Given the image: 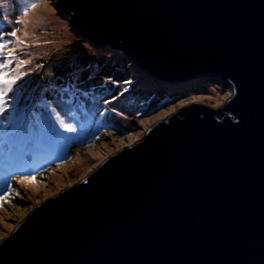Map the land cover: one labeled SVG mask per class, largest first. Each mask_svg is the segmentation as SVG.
<instances>
[{"label": "water", "instance_id": "1", "mask_svg": "<svg viewBox=\"0 0 264 264\" xmlns=\"http://www.w3.org/2000/svg\"><path fill=\"white\" fill-rule=\"evenodd\" d=\"M156 76L215 75L88 177L37 206L0 264H264V0H60Z\"/></svg>", "mask_w": 264, "mask_h": 264}, {"label": "rangeland", "instance_id": "2", "mask_svg": "<svg viewBox=\"0 0 264 264\" xmlns=\"http://www.w3.org/2000/svg\"><path fill=\"white\" fill-rule=\"evenodd\" d=\"M38 2L45 3L53 17L65 24L61 28L67 29L73 40L63 48H53L46 54H34L31 62H37L38 67L33 76L39 82H32L25 75L18 81V86L22 85L20 91L9 94L5 104L7 110L0 114V144L3 142L1 140L19 139L20 133L26 134L29 128L31 133L28 142L32 141L29 145L32 152L40 147L38 145L42 144L43 148L47 140L50 144L54 142L51 147L55 149L53 137L61 128L52 109L60 111L61 118L62 113L67 114L58 106L59 102L73 100L75 103L70 108L75 116L80 117L84 112L85 117L81 119L90 121L85 127L88 131L84 132L83 138L71 143L65 154L59 153L55 157L54 151L49 156L54 159L48 160L43 166L12 175L13 186H10L15 191L0 206V244L37 206L88 177L111 154L141 138L155 121L188 101L199 100L209 106H218L232 94L231 87L215 75H201L186 82L177 80V83L162 80L133 61L132 55L126 53L120 44L114 41L97 42L86 37L77 29L70 14L63 11L60 0ZM23 7V0H0V31L7 32L16 27L15 21ZM55 27L47 22L38 27L37 34L42 33L48 39L43 44L54 42L50 36L55 32ZM29 44L31 46L23 49L21 58L26 59L33 53L35 46L32 45L35 43L29 40ZM28 65L22 69L26 73L30 70ZM140 78L148 81L146 83L149 85H144ZM208 80H212L215 85L211 86ZM106 92L110 93L105 95ZM70 93L74 98H69ZM87 97L88 101L83 103ZM45 102L48 114L35 116L45 111L39 110V104L44 105ZM106 108L124 114L126 124L124 121L113 123L110 115L108 118L99 117ZM21 111L23 117L19 114ZM65 121L75 123L70 119ZM51 125L54 127L50 128ZM12 146L13 143H9L11 153ZM0 163L5 165L2 157ZM56 169L59 171L56 172ZM36 173L33 181L39 182V185L33 182L27 184ZM21 177L26 178L22 184L18 182ZM17 192L20 198L15 196Z\"/></svg>", "mask_w": 264, "mask_h": 264}, {"label": "bare ground", "instance_id": "3", "mask_svg": "<svg viewBox=\"0 0 264 264\" xmlns=\"http://www.w3.org/2000/svg\"><path fill=\"white\" fill-rule=\"evenodd\" d=\"M63 11H65V10L63 9ZM69 16L71 17V20H72V16L71 15H69ZM26 19L29 21V23L27 25L28 31L30 32L29 40H31L33 43H35V45H32V46H35L34 50L32 49L33 53H31V55L26 57V59L32 60L34 54H38V55L39 54H46L53 48H57V47L63 48L64 46H68L69 42L73 40L71 35L68 33V30L61 28V26H65V24L62 23L61 21H58L57 19H55L53 17V13L51 12V10L48 8V6L45 3H39V7L35 11L31 12L29 14V17ZM38 19L41 21L39 24L36 23ZM46 22L49 23L50 25L56 26L55 32L54 33L52 32L51 36H50L54 40V42H52V43L46 42V44H43L42 42L46 41L48 39L47 38L45 39L42 36V33H41V35H39L37 33H38V27L40 25H42L43 23H46ZM77 29L80 30L78 27H77ZM24 30H25L24 27H22L21 33H20L21 35H22ZM80 31H81V33L84 34V32H82V30H80ZM84 35L86 36V34H84ZM86 37H88V36H86ZM132 59H133V61L137 62V60L133 56H132ZM137 64H138V62H137ZM36 65H37V62H33V63L31 62L28 65V66H30V70L27 72V75L32 82L38 83L39 80L33 76V73L37 70L36 68L38 67ZM140 79L143 80V83H145L144 85H146V86L149 85L146 83L148 81H146L143 78H140ZM150 81H151V83L154 82L152 80H150ZM184 82H186V81H184ZM156 84H158V83H156ZM158 85L161 86V84H158ZM108 93H110V92H106L105 95H107ZM69 98H74V95L72 93H70ZM88 99L89 98L87 97L85 99V102H83V103H86L88 101ZM74 103L75 102L73 100L64 101L65 106H68V107L74 105ZM78 105L82 106V104H78ZM39 107H40L39 108L40 111H43V110H45V111L38 113V114H34L35 116L36 115L37 116L38 115L44 116V115L48 114V111L46 110V102L44 105L39 104ZM106 110H109V109L106 108L104 111H106ZM104 111L102 112L101 116H99V117L108 118V116L110 115V119L113 121V123L119 122V121H124V123H125L127 121V119L123 120L126 118V116L124 114L118 112L117 110H114V111L109 110L106 112H104ZM20 113H21L20 116L23 117L22 116L23 111L19 112V114ZM62 115H63L62 116L63 119L65 117V119H67V120L68 119L73 120L72 117L67 115V114L62 113ZM90 115L93 116L92 113H90ZM79 116L80 117L75 116V120H73L75 122V123H73V126L76 128V132L66 133V132H64L63 129H60V130H58L59 133L55 134L54 139L56 142V147H55L54 151L56 152V155H58L59 153L65 154L66 149L71 145V143L80 141L84 136V132L86 133V131H88L85 127H87L89 125L90 120L81 119V118L85 117L84 114L79 115ZM78 118H80V119H78ZM85 121H87V122H85ZM30 133H31V130H28L26 132V134L20 133L19 139H23V140L22 141L17 140V141L13 142L12 147L14 148V150L21 153V156L13 164H11V163H8V164L9 165H21V166H19V167H15V166L8 167L9 170H8V172L4 173L3 178H7V177L13 175V173L11 172V170H13V169L20 168V167H26V168L33 167V163L28 161L30 159V153L25 152L24 150L21 149L26 144V141L30 139ZM92 139H94V138H92ZM8 143H12V142L8 141ZM53 145L54 144H50V142L47 143V146H53ZM47 155L48 154L45 155L46 158H47ZM56 155H55V157H56ZM51 159L52 158L48 157L47 159H44V162H47L48 160L50 161ZM10 160L11 159H9V161ZM36 161H38V160H36ZM42 162H43V160L38 161L37 164L42 163ZM55 171L57 172V171H59V169H56ZM58 174L64 175L62 172H58ZM32 182L34 183V185H37V184L39 185V182H37V181L35 182V181H33V179L31 181H29L27 184L32 183ZM41 184H43V183H41Z\"/></svg>", "mask_w": 264, "mask_h": 264}, {"label": "snow or ice", "instance_id": "4", "mask_svg": "<svg viewBox=\"0 0 264 264\" xmlns=\"http://www.w3.org/2000/svg\"><path fill=\"white\" fill-rule=\"evenodd\" d=\"M24 7L21 10V14L15 21L16 27L10 31H0V114H3L7 109L5 104L9 98L10 93L19 92L22 85L18 86L20 81L27 73L23 71L24 67L31 63L30 59L21 58L23 49L31 46L29 44L30 32L27 25L29 21L26 19L29 14L35 11L39 7L38 0H23ZM41 21L38 19L37 24ZM21 27H24V31L21 33ZM55 120L58 122L59 127L66 133L76 132V128L73 123L66 122L61 118V113L57 109H52ZM67 115L71 116L75 120L74 111L69 107L67 108ZM15 178V177H13ZM25 177L19 178V183H24ZM35 179V177H32ZM15 190L7 185L3 195H0V206L8 201V197ZM16 195H19L17 192Z\"/></svg>", "mask_w": 264, "mask_h": 264}, {"label": "trees", "instance_id": "5", "mask_svg": "<svg viewBox=\"0 0 264 264\" xmlns=\"http://www.w3.org/2000/svg\"><path fill=\"white\" fill-rule=\"evenodd\" d=\"M93 39V38H92ZM98 42V41H97ZM205 79H207V78H205ZM214 81V80H213ZM208 82H209V84L212 86V84L213 85H215V83L214 82H212V80H208ZM58 106L62 109V112H65L66 111V108H68V106H65V104H64V102H59L58 103ZM72 108V107H71ZM84 113V112H83ZM83 113L82 114H80V115H83ZM86 113V112H85ZM54 127V125H51V127L50 128H53ZM34 128H35V126H34ZM33 128V129H34ZM28 130H30L29 128H28ZM27 130V131H28ZM26 131V132H27ZM22 134H25L24 132H21ZM55 134H56V132H55ZM39 136V135H38ZM37 136V137H38ZM54 138V137H53ZM0 139H2V137H0ZM48 139V138H47ZM17 140H23V139H17ZM17 140H6V141H4V140H1V141H3L1 144H0V157H2L3 158V162L5 163V165L6 166H9V167H12V166H15V167H19V166H21V165H9L8 163H11V164H13L14 162H16L17 161V159L21 156V153H19V152H17L16 150H14V148L12 149L13 150V153H11V150H10V148H8L9 147V143H8V141H11L12 143L14 142V141H17ZM30 140V139H29ZM36 140H38V139H36ZM48 142H50L49 140H47V141H45L44 143H43V149H41V151L39 152V151H37V152H32L30 149H29V145L32 143V141H31V143L30 142H28V140L26 141V144L21 148L22 150H24L25 152H29L30 153V159L28 160L29 162H32V161H36V160H42V157H45L46 158V154H48L47 155V158L49 157V156H52L55 152H54V148H52L51 146H47V143ZM34 143V142H33ZM2 144H4V145H2ZM51 144H54V142H52ZM38 146H40V147H42V144L41 145H38ZM9 149V151L7 152V150ZM53 152V153H52ZM6 153L8 154V159L7 158H5V155H6ZM40 153V154H39ZM39 154V156H36V155H38ZM55 155H56V153H55ZM46 158V159H47ZM9 159H11L10 161H9ZM43 163H47V162H44V160H43ZM24 164V163H23ZM22 164V165H23ZM43 166V165H42ZM0 167H2V165H1V163H0ZM20 168H22V167H20ZM20 168H16V169H13V170H11V172L13 173V174H17L18 172H20V173H24V171L23 170H20ZM18 169V170H17ZM6 170H9L8 169V167H6ZM36 170H38V169H36ZM28 172H31V173H34V171H28ZM27 172V173H28ZM38 173H36L35 175H33V177L34 176H36ZM25 175H29V174H25ZM11 177H12V175L11 176H9V177H7V178H3L1 181H0V185L2 186L1 187V190H0V194L2 193H4V189H6V185L10 182V180H11ZM16 197H18V198H20L21 196L20 195H15Z\"/></svg>", "mask_w": 264, "mask_h": 264}, {"label": "clouds", "instance_id": "6", "mask_svg": "<svg viewBox=\"0 0 264 264\" xmlns=\"http://www.w3.org/2000/svg\"><path fill=\"white\" fill-rule=\"evenodd\" d=\"M142 67V66H141ZM155 75V74H154ZM156 76V75H155ZM205 76H209V75H205ZM156 77H159V76H156ZM196 77H198V76H196ZM159 78H161V79H163V80H165V81H172V82H175V83H177V80H181V79H170V78H162V77H159ZM193 78H195V77H193ZM189 79H192V78H189ZM189 79H186V80H189ZM186 80H182V81H186ZM0 178H2V176H0ZM11 182H12V178H11V181H10V183H9V185H12L11 184ZM13 186V185H12Z\"/></svg>", "mask_w": 264, "mask_h": 264}]
</instances>
